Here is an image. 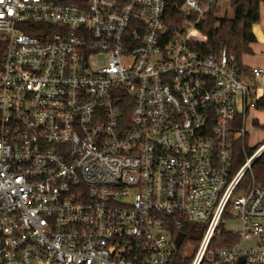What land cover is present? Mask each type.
Returning <instances> with one entry per match:
<instances>
[{
  "label": "built area",
  "instance_id": "1",
  "mask_svg": "<svg viewBox=\"0 0 264 264\" xmlns=\"http://www.w3.org/2000/svg\"><path fill=\"white\" fill-rule=\"evenodd\" d=\"M166 2L0 0V264H264V187L239 189L264 143L234 168L264 65L190 48L216 0L173 36Z\"/></svg>",
  "mask_w": 264,
  "mask_h": 264
},
{
  "label": "trees",
  "instance_id": "2",
  "mask_svg": "<svg viewBox=\"0 0 264 264\" xmlns=\"http://www.w3.org/2000/svg\"><path fill=\"white\" fill-rule=\"evenodd\" d=\"M205 2L206 0H198ZM218 2V0H216ZM232 10V18L218 17L219 8H211L195 23L190 35L189 46L202 55L218 54L225 49L229 55L234 56L238 72L245 68L241 59L250 54V44L255 41L252 26L260 21L261 10H264V0H227ZM196 15L185 13L175 5V0H167L163 12V22L167 26L168 35L182 30L185 26L194 23ZM121 100V109L126 108L123 118L128 119L130 107L124 106ZM257 110L264 112V96L255 103ZM258 126V124L256 123ZM264 129V125L261 126ZM264 142V141H263ZM262 142V143H263ZM253 149H246L245 141H238L234 145V168H238L247 155L252 154L262 144ZM255 184L264 187V152L253 162L250 173L247 172L240 183L239 189ZM185 238L187 235L201 234L194 224L187 223L183 228ZM196 232V233H195ZM223 244V243H222Z\"/></svg>",
  "mask_w": 264,
  "mask_h": 264
},
{
  "label": "rangeland",
  "instance_id": "3",
  "mask_svg": "<svg viewBox=\"0 0 264 264\" xmlns=\"http://www.w3.org/2000/svg\"><path fill=\"white\" fill-rule=\"evenodd\" d=\"M218 8H219L218 17H220V18H232L233 17L232 10L230 9V7L228 5L227 0H218ZM181 10H185V6H182ZM244 82H246V81L244 80ZM259 94H260V92H259ZM260 114L261 113L251 112L249 114V117H247V121H246V145L249 149L255 148L260 143H262V141L264 140V129L262 127L251 125L249 123V120H251V119H257L259 121H262V116ZM227 226L231 228L235 225L233 222H229L227 224ZM199 237H200V235H198V233L195 235H187V237L183 241L182 245L180 246L179 253L185 254V255H190L194 251L195 245H196Z\"/></svg>",
  "mask_w": 264,
  "mask_h": 264
},
{
  "label": "crops",
  "instance_id": "4",
  "mask_svg": "<svg viewBox=\"0 0 264 264\" xmlns=\"http://www.w3.org/2000/svg\"><path fill=\"white\" fill-rule=\"evenodd\" d=\"M252 32L255 36V41L250 44L251 53L243 55L241 59L242 66L245 69H249L250 67H257V66L264 65V10H261L260 21L257 24H254L252 26ZM251 112L261 113L260 115L262 116V121H259L257 119H251L249 120V123L255 126H257L256 125L257 123L258 127H261L262 125H264V112L257 110L256 108L248 109L246 113V118H245V131H246L247 117H249V114ZM244 141H245V146L247 149L248 147L246 145V136L244 138Z\"/></svg>",
  "mask_w": 264,
  "mask_h": 264
},
{
  "label": "water",
  "instance_id": "5",
  "mask_svg": "<svg viewBox=\"0 0 264 264\" xmlns=\"http://www.w3.org/2000/svg\"><path fill=\"white\" fill-rule=\"evenodd\" d=\"M184 0H176L175 5L177 8H180ZM184 237V233L180 232L177 234L175 238V246L178 247L180 243L182 242V239Z\"/></svg>",
  "mask_w": 264,
  "mask_h": 264
}]
</instances>
